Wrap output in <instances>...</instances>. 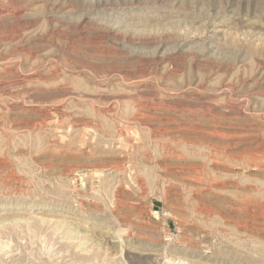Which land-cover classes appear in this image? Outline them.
Instances as JSON below:
<instances>
[{
  "label": "rangeland",
  "instance_id": "1",
  "mask_svg": "<svg viewBox=\"0 0 264 264\" xmlns=\"http://www.w3.org/2000/svg\"><path fill=\"white\" fill-rule=\"evenodd\" d=\"M0 264H264V0H0Z\"/></svg>",
  "mask_w": 264,
  "mask_h": 264
},
{
  "label": "bare ground",
  "instance_id": "2",
  "mask_svg": "<svg viewBox=\"0 0 264 264\" xmlns=\"http://www.w3.org/2000/svg\"><path fill=\"white\" fill-rule=\"evenodd\" d=\"M166 115V114H165ZM171 119V118H170ZM263 217V216H262Z\"/></svg>",
  "mask_w": 264,
  "mask_h": 264
}]
</instances>
